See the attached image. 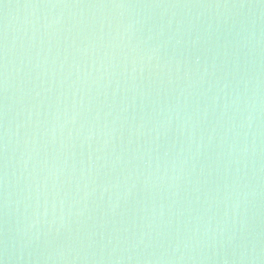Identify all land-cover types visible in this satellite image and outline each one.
<instances>
[{
  "label": "water",
  "instance_id": "1",
  "mask_svg": "<svg viewBox=\"0 0 264 264\" xmlns=\"http://www.w3.org/2000/svg\"><path fill=\"white\" fill-rule=\"evenodd\" d=\"M0 264H264V0H0Z\"/></svg>",
  "mask_w": 264,
  "mask_h": 264
}]
</instances>
